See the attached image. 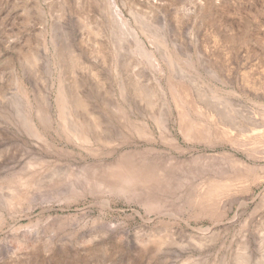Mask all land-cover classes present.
Returning <instances> with one entry per match:
<instances>
[{
	"label": "rangeland",
	"instance_id": "obj_1",
	"mask_svg": "<svg viewBox=\"0 0 264 264\" xmlns=\"http://www.w3.org/2000/svg\"><path fill=\"white\" fill-rule=\"evenodd\" d=\"M0 264H264V0H0Z\"/></svg>",
	"mask_w": 264,
	"mask_h": 264
},
{
	"label": "bare ground",
	"instance_id": "obj_2",
	"mask_svg": "<svg viewBox=\"0 0 264 264\" xmlns=\"http://www.w3.org/2000/svg\"><path fill=\"white\" fill-rule=\"evenodd\" d=\"M80 3V2H79ZM82 3V1H81ZM101 5V6H100ZM99 3L97 1H94L93 3L91 2L89 7L93 9V16L99 18H97L98 20V25L99 27H101L100 29H102V27H104L103 25L106 26V28H109L110 30L112 29H115L120 20H119V17L117 16H114L113 13H112V10H111V5L107 2L105 3ZM95 19V18H94ZM103 23V24H102ZM135 38V41H136V44L140 47V49H142L143 47V42L142 40L139 38V36H134ZM66 46V45H65ZM69 49V47H68ZM62 50V49H61ZM82 55V53H81ZM80 53L79 55H77L78 57L81 56ZM79 60V59H78ZM82 63V62H81ZM85 64V63H83ZM97 66V65H96ZM84 68H87L90 72H92L95 68H94V65L92 64H87V65H84L83 66ZM64 98V97H63ZM62 99V98H61ZM76 101H79L77 98H75ZM82 99V98H81ZM60 100V99H59ZM62 101V100H61ZM73 101L74 98H73ZM76 101L74 103H76ZM62 103V102H61ZM78 104L80 102H77ZM73 104V103H72ZM80 106V105H79ZM83 106V105H82ZM74 108V106H73ZM71 108V109H73ZM88 110V109H87ZM89 111V110H88ZM73 112V111H72ZM76 113V112H75ZM90 113V112H89ZM71 114V113H70ZM81 114V112H80ZM78 117V115H75ZM69 117V116H68ZM26 118V117H25ZM84 118V116L82 117ZM86 118V117H85ZM84 118V119H85ZM41 119V118H40ZM74 120V119H73ZM45 121V120H44ZM44 121H33L31 120L30 118H26L25 120H23L20 124L21 128L23 130L26 131L27 135L30 136L31 138H33L35 141H44V142H47V136H46V130L48 128V124H47V121L44 123ZM71 121V120H70ZM96 120L94 121L93 123V120L92 122H90L89 120L88 121H82V123H76V122H71L72 125H67V127H70L71 131L75 133V136L78 138V139H82L84 141H88L87 140V137L86 135L84 136V134L82 133L81 130H83L85 127L88 128V130H97V126H96ZM98 122V121H97ZM49 123V122H48ZM100 123V122H98ZM85 126V127H84ZM84 127V128H82ZM87 130V129H86ZM86 132V131H85ZM91 132V131H90ZM89 132V133H90ZM73 133V134H74ZM95 133V131H94ZM89 135V134H88ZM91 135V134H90ZM94 137H96V134H94ZM111 137V136H110ZM97 138V137H96ZM96 138H94L96 140ZM48 144V143H47Z\"/></svg>",
	"mask_w": 264,
	"mask_h": 264
}]
</instances>
